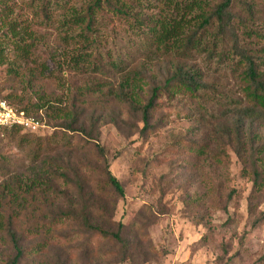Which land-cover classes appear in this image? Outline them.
Returning <instances> with one entry per match:
<instances>
[{"label":"trees","instance_id":"obj_1","mask_svg":"<svg viewBox=\"0 0 264 264\" xmlns=\"http://www.w3.org/2000/svg\"><path fill=\"white\" fill-rule=\"evenodd\" d=\"M23 3L32 19L7 12L1 28L9 47L0 45V66L11 54L4 80L22 83L31 96L18 90L20 95H5L1 88L0 94L53 131L0 130L29 161L16 165L0 153V264H124L142 252L140 241L148 249L144 258L156 253L148 236L149 207L129 225L114 220L125 188L100 144L103 124L124 135L159 137L166 125L197 120L219 104L232 118L227 148L252 177L254 193L264 196V0ZM9 8L0 0V10ZM114 24L122 33L112 30ZM50 26L58 46L42 60L37 54L46 38L38 28ZM65 73L78 79L68 99L55 106L45 83L51 87ZM177 100H185L189 111L173 118L162 106ZM43 111L58 122L54 128ZM210 141L206 133L198 141L173 136L155 160L181 159L195 170L204 158L228 167L231 158ZM212 189L210 207L226 211L220 188Z\"/></svg>","mask_w":264,"mask_h":264},{"label":"rangeland","instance_id":"obj_2","mask_svg":"<svg viewBox=\"0 0 264 264\" xmlns=\"http://www.w3.org/2000/svg\"><path fill=\"white\" fill-rule=\"evenodd\" d=\"M5 1L10 6V12L0 10V45L7 48L9 42L4 38L5 30L1 28L7 12L13 13L10 17L20 16L24 20H31L33 14L23 0ZM113 27L112 30L122 33L121 27L115 24ZM38 31L46 38V41H41L37 54L43 60L49 58L51 48L58 46L57 34L51 26L38 28ZM12 61L13 56L9 54L7 64L0 66V88L5 95L23 92L31 96L22 83L11 84L4 80L7 78L5 69L12 66ZM61 79L51 87L45 83L46 96L52 99L55 106H59L57 100L68 99L71 90H74L73 81L78 78L65 73ZM11 85H15V88H11ZM231 93L236 96L234 92ZM162 107L163 112L173 118L175 115L185 116L189 111L185 100L165 102ZM220 107L217 104L213 110H203L202 114L197 115V120L184 119L168 124L161 129L159 137L150 135L147 139L131 136V131L124 135L111 124L102 125L100 144L110 160L112 175L125 188V198L118 202L114 220L129 225L137 214L151 212L144 207L152 210L148 236L156 253L144 258L143 252L148 249L140 241L142 252L124 264H264V196L254 193L252 177L231 148H227L231 141L227 127L231 128L232 118ZM43 115L47 117L49 127L54 128L58 123L56 119L45 111ZM213 129H217L221 137L219 140L213 135ZM52 131L44 130L41 135H50ZM205 133L213 146L215 143L222 145L225 159L231 158L228 167L216 161L207 162L204 158L195 170L185 168L180 163L181 159L162 164L155 160L171 137L182 135L198 141ZM0 153L16 165H29L26 154L19 151L7 136H0ZM212 187L220 188L222 200L227 205L226 211L210 207ZM234 190L237 194L233 193L232 200L228 201V196ZM2 256L0 244V259Z\"/></svg>","mask_w":264,"mask_h":264},{"label":"built area","instance_id":"obj_3","mask_svg":"<svg viewBox=\"0 0 264 264\" xmlns=\"http://www.w3.org/2000/svg\"><path fill=\"white\" fill-rule=\"evenodd\" d=\"M13 127H22L27 132H43L47 129L44 122L12 106L4 95L0 94V130Z\"/></svg>","mask_w":264,"mask_h":264}]
</instances>
